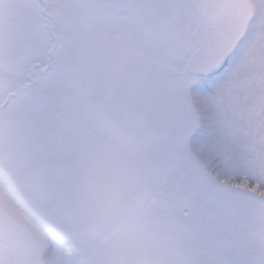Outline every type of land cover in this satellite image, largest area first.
I'll return each mask as SVG.
<instances>
[{
    "label": "snow or ice",
    "instance_id": "obj_1",
    "mask_svg": "<svg viewBox=\"0 0 264 264\" xmlns=\"http://www.w3.org/2000/svg\"><path fill=\"white\" fill-rule=\"evenodd\" d=\"M0 264H264V0H0Z\"/></svg>",
    "mask_w": 264,
    "mask_h": 264
}]
</instances>
